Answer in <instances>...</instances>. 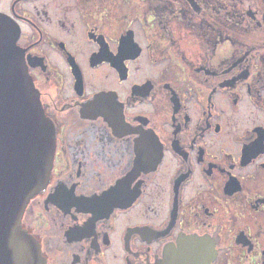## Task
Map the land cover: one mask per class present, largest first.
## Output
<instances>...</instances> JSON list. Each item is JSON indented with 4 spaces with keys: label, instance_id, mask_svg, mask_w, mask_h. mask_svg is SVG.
Here are the masks:
<instances>
[{
    "label": "flooded vegetation",
    "instance_id": "af4514ba",
    "mask_svg": "<svg viewBox=\"0 0 264 264\" xmlns=\"http://www.w3.org/2000/svg\"><path fill=\"white\" fill-rule=\"evenodd\" d=\"M0 15L54 127L20 221L45 264H264V0H0ZM194 240L202 255H177Z\"/></svg>",
    "mask_w": 264,
    "mask_h": 264
},
{
    "label": "water",
    "instance_id": "95a60500",
    "mask_svg": "<svg viewBox=\"0 0 264 264\" xmlns=\"http://www.w3.org/2000/svg\"><path fill=\"white\" fill-rule=\"evenodd\" d=\"M17 37L18 29L0 15V264H45L20 221L29 199L49 180L54 127L43 114ZM190 243L194 251L182 248L177 255L204 253V244Z\"/></svg>",
    "mask_w": 264,
    "mask_h": 264
}]
</instances>
